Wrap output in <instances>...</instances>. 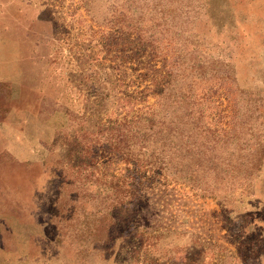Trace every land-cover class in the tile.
Instances as JSON below:
<instances>
[{"label": "rangeland", "instance_id": "obj_1", "mask_svg": "<svg viewBox=\"0 0 264 264\" xmlns=\"http://www.w3.org/2000/svg\"><path fill=\"white\" fill-rule=\"evenodd\" d=\"M20 1L0 264H264V0Z\"/></svg>", "mask_w": 264, "mask_h": 264}, {"label": "crops", "instance_id": "obj_2", "mask_svg": "<svg viewBox=\"0 0 264 264\" xmlns=\"http://www.w3.org/2000/svg\"><path fill=\"white\" fill-rule=\"evenodd\" d=\"M2 3L3 0H0V5ZM13 3L15 7H11L10 11L5 12V18H3L4 10L0 11V91L4 87L13 90L22 86L33 88L36 85L34 78L32 77L31 80L28 77V69L25 67L28 63V57L26 55L20 57L19 54H25L28 51V46L34 48L36 29L33 23L37 19V13L35 8L27 7L23 1L15 0L12 1ZM1 111L2 107L0 106ZM19 120V116L13 117L10 114L6 117H0L1 152L4 150L10 153L13 156L12 159H23L26 158L25 155L27 154L26 151L21 152L18 148L21 137ZM24 137L22 135V138ZM36 144L34 141L31 142L33 150L29 153L33 155L39 153V147H33ZM38 144L40 143L38 142ZM19 155H23V157H17ZM33 158L35 159V156Z\"/></svg>", "mask_w": 264, "mask_h": 264}]
</instances>
